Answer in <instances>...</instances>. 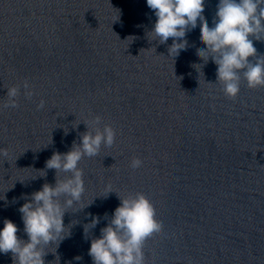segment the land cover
Here are the masks:
<instances>
[{
  "label": "water",
  "instance_id": "obj_1",
  "mask_svg": "<svg viewBox=\"0 0 264 264\" xmlns=\"http://www.w3.org/2000/svg\"><path fill=\"white\" fill-rule=\"evenodd\" d=\"M218 3L204 5L210 27ZM155 20L146 0H0V228L9 219L27 240L18 209L55 185L46 161L87 130L115 132L111 146L80 161L77 208L93 203L65 214L71 237L47 247L45 264H93L88 250L105 214L136 196L163 229L144 264H264V87L241 78L229 98L211 57L197 58L199 25L175 62L172 41L150 33ZM254 46L264 56V40ZM89 213L101 221L86 237ZM0 264H13L12 254Z\"/></svg>",
  "mask_w": 264,
  "mask_h": 264
},
{
  "label": "clouds",
  "instance_id": "obj_2",
  "mask_svg": "<svg viewBox=\"0 0 264 264\" xmlns=\"http://www.w3.org/2000/svg\"><path fill=\"white\" fill-rule=\"evenodd\" d=\"M205 3L207 0H146L156 17L150 33L161 44L172 41L168 51L177 62L187 54V38L199 25L200 43L205 47L197 52V58L206 64L211 57L226 96L235 98L239 94L241 78L249 88L264 87V56H258L254 46V41L264 40V0H219L212 27L204 19ZM24 88H29L27 82ZM18 92L17 87L7 90V106H17ZM39 107H44L43 102ZM99 123L97 117L95 124ZM114 140V130L105 125L102 129L87 130L70 151L53 153L46 161V169L56 171L55 185L45 183L40 190L25 196L26 202L18 209L27 240L17 235L20 230L13 221L5 219L0 228V254L11 253L13 264H45L47 247L55 243L57 250L60 243L71 237L64 224L65 214L93 203L77 208L85 191L80 161L85 156H96L102 146H111ZM141 164L138 158L131 161L134 169ZM119 199L111 217L107 213L104 216L107 225L90 242L88 255L93 264H144L143 249L162 233L154 210L142 196ZM88 215L90 222L84 225L86 237L101 221L98 215ZM74 259L79 261L81 257Z\"/></svg>",
  "mask_w": 264,
  "mask_h": 264
}]
</instances>
